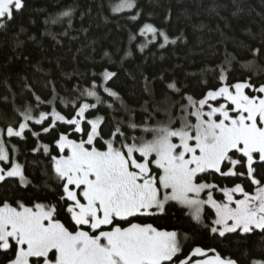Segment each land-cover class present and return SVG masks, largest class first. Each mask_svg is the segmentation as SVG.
Wrapping results in <instances>:
<instances>
[{
  "label": "trees",
  "instance_id": "1",
  "mask_svg": "<svg viewBox=\"0 0 264 264\" xmlns=\"http://www.w3.org/2000/svg\"><path fill=\"white\" fill-rule=\"evenodd\" d=\"M121 2L23 0L24 8L0 29V129L18 127L23 122L20 113L31 108V131L40 133L36 137L26 130L22 138L4 137L11 158L23 167L27 184L15 178L1 182L0 205L56 204L57 218L72 227L65 202L59 200L62 189L51 156L61 155L56 144L61 133L75 140L81 134L62 122L43 132L48 121L34 123L41 112L55 108L71 118L80 104H97L86 117H104L105 139L117 122L129 135L139 136L142 131L126 127L130 121L155 126L167 119L168 110L181 115L188 96L199 100L222 85L221 74L229 85L246 80L255 86L264 84V0H131L134 7L115 11ZM146 24L166 33L169 42L165 44L159 35H139ZM105 70L116 73L106 86L119 98L110 97L102 87L97 89L100 103L82 95L93 81L103 83ZM173 83L178 91L168 87ZM42 145H48L49 151ZM96 146L103 148V142L98 139ZM258 174L264 176V168L258 167ZM210 182L221 187L244 183L251 191L247 181L235 177L216 175ZM216 196L222 200L220 193ZM213 218L214 212L207 209L204 223H197L186 208L170 203L163 214L138 222L177 231L183 244L181 258L201 247L215 249L237 264L264 261V233L221 237L204 226ZM10 256L0 252V264H7Z\"/></svg>",
  "mask_w": 264,
  "mask_h": 264
},
{
  "label": "snow or ice",
  "instance_id": "2",
  "mask_svg": "<svg viewBox=\"0 0 264 264\" xmlns=\"http://www.w3.org/2000/svg\"><path fill=\"white\" fill-rule=\"evenodd\" d=\"M134 6L131 0H122L114 10ZM23 8V0H0V29ZM146 34L169 42L168 35L152 24L139 33ZM102 75L103 83L93 81L82 95L95 97L100 103L97 89L102 87L110 97L119 98L106 86L116 73L105 70ZM220 79L227 78L221 74ZM168 87L176 89L174 83ZM221 99L218 106L210 103ZM96 107L82 103L71 118L53 108L35 119L36 125L48 121L45 133L62 122L81 134L75 140L61 133L57 147L60 153L67 149L69 154L51 156L62 189L59 200L65 202L72 227L57 218L56 204L26 206L21 202L13 206L4 202L0 205V252L11 254L7 264H237L215 249L209 257L201 247L181 258L183 244L177 231L138 221L163 214L174 202L188 209L191 218L201 224L205 207L214 210V218L204 226L221 237L257 230L264 233V176L258 174V167L264 168V84L225 82L199 100L188 96L179 116L168 110L167 119L155 126L130 121L126 127L142 131L139 136L129 135L117 122L105 139L101 135L104 117H86ZM20 115L23 122L18 127L0 129V162L10 160L5 135L22 138L26 130L40 135L30 128L32 109ZM98 139L103 148L96 146ZM42 148L49 151L48 145ZM216 175L247 181L251 191L244 183L221 187L210 182ZM12 177L26 182L22 165H0V182ZM214 191L221 192L223 199H215ZM251 264L264 261L253 260Z\"/></svg>",
  "mask_w": 264,
  "mask_h": 264
},
{
  "label": "rangeland",
  "instance_id": "3",
  "mask_svg": "<svg viewBox=\"0 0 264 264\" xmlns=\"http://www.w3.org/2000/svg\"><path fill=\"white\" fill-rule=\"evenodd\" d=\"M225 83V81H222V85ZM221 85V86H222ZM247 92H248V90H246ZM221 102H223V100L221 99L220 101H217V102H212V101H210V103H212L214 106H218V104L219 103H221ZM208 109H207V107L205 108V111H207ZM6 136V135H5ZM66 154H69L68 153V150L66 149L65 150V152L64 153H61V155H66ZM10 163H19L15 158H11V156H10V160L8 161V162H0V165H2V166H7V164H10ZM20 164V163H19ZM23 168V167H22ZM23 173H24V171H23ZM25 176V175H24ZM12 178H15V179H19L18 177H12ZM6 179H9V178H6ZM5 179V180H6ZM1 183V182H0ZM22 183V182H21ZM23 185H26L27 184V180H26V182H23L22 183ZM217 193H220L221 195H222V199H223V194L221 193V192H219V191H214L213 192V195H214V198L215 199H217V196H216V194ZM237 198H239V196H237ZM218 201H220L219 199H217ZM172 203H174V202H172ZM207 209H210V210H212L211 208H209V207H205V209H204V215H205V211L207 210ZM188 210V209H187ZM213 212H214V210H212ZM188 212H189V210H188ZM194 220V219H193ZM195 221V220H194ZM196 222V221H195ZM218 234V233H217ZM230 234V233H229ZM241 234H243V233H241ZM208 252V256L210 257V256H212L213 255V253L212 252H209V251H207ZM201 259H203V257H201Z\"/></svg>",
  "mask_w": 264,
  "mask_h": 264
}]
</instances>
